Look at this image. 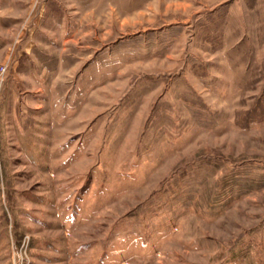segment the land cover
<instances>
[{
	"label": "rangeland",
	"instance_id": "374dc122",
	"mask_svg": "<svg viewBox=\"0 0 264 264\" xmlns=\"http://www.w3.org/2000/svg\"><path fill=\"white\" fill-rule=\"evenodd\" d=\"M0 264H264V0H0Z\"/></svg>",
	"mask_w": 264,
	"mask_h": 264
},
{
	"label": "built area",
	"instance_id": "2783aa9c",
	"mask_svg": "<svg viewBox=\"0 0 264 264\" xmlns=\"http://www.w3.org/2000/svg\"><path fill=\"white\" fill-rule=\"evenodd\" d=\"M8 72L7 65H0V84L3 82L6 73Z\"/></svg>",
	"mask_w": 264,
	"mask_h": 264
}]
</instances>
